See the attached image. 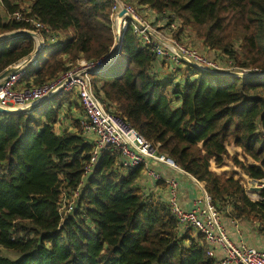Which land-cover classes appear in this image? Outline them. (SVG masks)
I'll use <instances>...</instances> for the list:
<instances>
[{
	"label": "trees",
	"instance_id": "obj_1",
	"mask_svg": "<svg viewBox=\"0 0 264 264\" xmlns=\"http://www.w3.org/2000/svg\"><path fill=\"white\" fill-rule=\"evenodd\" d=\"M23 1L1 0L2 11L27 9L50 29L21 75L26 82L55 79L76 59L94 61L110 51L113 0H29L22 7ZM133 2L173 12L180 20L175 37L188 27L205 50L264 70V0ZM2 11L0 34L26 27ZM120 44L113 63L91 76L106 108L201 180L221 216L264 232V187L251 189L264 185V76L214 75L186 65L174 81L154 71L156 56L128 24ZM33 48L27 34L0 41V72ZM70 97L55 92L30 110L0 114V264H215L200 233L181 231L164 198L141 192L142 164L122 169L118 151L108 147L83 178L91 143L78 118L74 130L54 129ZM78 185L74 207L64 213L62 200ZM5 248L19 257L2 255Z\"/></svg>",
	"mask_w": 264,
	"mask_h": 264
},
{
	"label": "built area",
	"instance_id": "obj_2",
	"mask_svg": "<svg viewBox=\"0 0 264 264\" xmlns=\"http://www.w3.org/2000/svg\"><path fill=\"white\" fill-rule=\"evenodd\" d=\"M121 8L125 10V13L124 17L119 19L117 13ZM143 8L145 9L136 6L134 8L125 0H113L110 7L113 32L116 27L114 26L115 18L120 20L119 30L121 31L128 24L138 43L141 46L148 45L156 58L167 64L166 73L174 81L180 80V77L175 74L178 68L190 65L186 59H191L197 65L213 70L236 71L238 73L260 71L256 67L232 65L230 60H224L221 54L216 51L207 54L205 49L199 48L193 40L181 39L180 36L184 34V31L179 33L178 38L175 37L174 31L178 29L180 20L173 12L162 11L161 14H158L148 7ZM0 11H2L1 0ZM28 13L29 11L23 8H17L12 12H3L6 20L25 23L26 27L23 29L34 32L43 43L44 37L48 36L50 29ZM53 36H59V33L52 35L51 41L55 40ZM36 37H32L34 48L28 55H31L36 49ZM107 55L94 61L76 59L72 67L56 76L55 79L33 84L23 80L21 75L27 68L34 65L38 56L36 54L25 65H19L17 70L1 78L0 107L20 109L38 101L51 90L53 94L62 91L70 92V99H77L81 106V115L78 116V129L91 143L89 158L84 166L83 178L91 172L101 153L108 147H112L119 153V159L116 163L122 169L137 164L143 165V170L150 178V183L147 182L145 188L141 187V192H144V195L150 193L154 198H161V195L152 193V189L155 188L154 182L159 180L161 176L158 171L149 166L148 162L153 160L165 164L177 173L187 176L200 189V193L192 201V207L184 208L178 200L177 179L169 177L163 181L166 189L164 200L169 205L178 228L181 231L191 229L200 233L207 247L206 253L215 258V264H264V246H253L242 238L238 240L231 238L220 211L212 202L201 180H197L191 173L180 168L166 153H161L156 144L138 133L122 116L106 108L102 98L94 90L91 81L92 73L88 72V69L99 67L97 72L106 70L112 63L103 66L107 61ZM19 61L12 65L17 66ZM81 183H83V179ZM79 186L71 194L70 200H67L66 195L63 198L61 206L64 213L71 211L74 207L73 203L79 192ZM216 249L219 250V253L216 252Z\"/></svg>",
	"mask_w": 264,
	"mask_h": 264
},
{
	"label": "crops",
	"instance_id": "obj_3",
	"mask_svg": "<svg viewBox=\"0 0 264 264\" xmlns=\"http://www.w3.org/2000/svg\"><path fill=\"white\" fill-rule=\"evenodd\" d=\"M135 1V0H133ZM145 9V8H143ZM152 14V13H151ZM150 14V15H151ZM59 37H62V34H59ZM183 40H193L196 42V45L199 48L204 50V46L199 40H196L191 32L190 28H184V34L180 36ZM207 54H211L212 51L205 50ZM167 70V64L163 63L157 59L156 67L154 71L162 77ZM65 109L59 115V121H56L54 124V129L57 132H61L65 129L74 130L75 126L73 125L74 119L78 118L81 115V106L77 99H71V102L64 106ZM149 166L156 171L159 172L161 178L157 181L163 182L165 178L175 177L178 181V200L179 204H181L184 208H191L193 199L200 193V189L197 185H195L187 176L183 174L177 173L174 169L162 164L160 162H156L150 160ZM152 181V180H151ZM147 182L150 183V178L146 175L145 171L143 170L141 176L136 180L138 186L145 188ZM152 193H157L162 196V198L166 195V189L160 184H156L155 188L152 189ZM222 220L227 228V231L231 238L234 240H238L239 238L244 239L247 243L253 246H264V232H260L257 230L255 225L251 223V221L237 219L232 220L225 216H221ZM216 252L219 253V250L216 249Z\"/></svg>",
	"mask_w": 264,
	"mask_h": 264
},
{
	"label": "water",
	"instance_id": "obj_4",
	"mask_svg": "<svg viewBox=\"0 0 264 264\" xmlns=\"http://www.w3.org/2000/svg\"><path fill=\"white\" fill-rule=\"evenodd\" d=\"M124 13H125V10L123 8H121L118 11V13H117V17L119 19L123 18L124 17ZM18 34H27V35H29V36H31L33 38L36 37L34 32H32V31H30L28 29L18 28L17 30H12V31H7V32H4V33H1L0 34V41L8 40V39H10V38H12L14 36H18ZM121 34H122V31L119 30V28L115 27V29H114V40H113V43H112L113 45H112L110 51L108 52L107 61H106L105 64H103V66H108L109 63H111V62L113 63V61L115 60V57H116L117 53L119 52V49H120V46H121V44H120ZM41 48H42V42L40 41L39 37L37 36L36 37V49L34 50V52L31 55H27L26 57L21 58L19 63L17 64V66L10 65L7 68H5L4 70H2L0 72V80L4 76H6V75L14 72L15 70H17L19 65H21V64L25 65L32 57H35L36 54H39ZM186 60H188L190 65L195 67L196 69H200V70L212 73L214 75L218 74V75H226V76H232V77L236 76V77H240V78L252 77V76H264V70H261V71H258V72H251V73L250 72L238 73L236 71L233 72V71H225V70H218V69L213 70V69H208V68L202 67L199 64L197 65L196 62H194L191 59H186ZM98 70H99V67H95V68L88 69V72L94 74V73H97ZM52 95H53V92L51 90L47 94H45L44 96L39 98L38 101H36L34 103H31V104H29L26 107H21L20 109H7V108H4V107H2V108L0 107V114H2V113H7V114H9V113H19L20 111L30 110L31 108H34L35 106H38V104H40L41 102L45 101V99H47L48 97H50ZM261 187H264V185H255L251 189L258 190Z\"/></svg>",
	"mask_w": 264,
	"mask_h": 264
},
{
	"label": "rangeland",
	"instance_id": "obj_5",
	"mask_svg": "<svg viewBox=\"0 0 264 264\" xmlns=\"http://www.w3.org/2000/svg\"><path fill=\"white\" fill-rule=\"evenodd\" d=\"M28 1H29V0H24L21 6H22V7L26 6V4H28ZM125 1L128 2V3H130V4L135 8V6H134L135 3L133 2V0H125ZM142 12H143V11H142ZM191 32H192V31H191ZM63 35H65V32L62 33V36H63ZM230 150H231V152H232V151L235 150V148L231 146V147H230ZM246 190L248 191V186L246 187ZM1 254L4 255V256L11 257V258H17V257H19V254H18V253L14 252V251H12V250H9V249H7V248L2 249V250H1Z\"/></svg>",
	"mask_w": 264,
	"mask_h": 264
},
{
	"label": "bare ground",
	"instance_id": "obj_6",
	"mask_svg": "<svg viewBox=\"0 0 264 264\" xmlns=\"http://www.w3.org/2000/svg\"><path fill=\"white\" fill-rule=\"evenodd\" d=\"M119 24H120V20L118 18H115L114 26H116V28H119L120 27Z\"/></svg>",
	"mask_w": 264,
	"mask_h": 264
}]
</instances>
